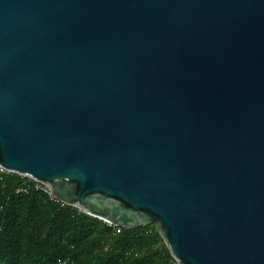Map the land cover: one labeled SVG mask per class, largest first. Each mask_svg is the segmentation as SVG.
Segmentation results:
<instances>
[{
	"label": "water",
	"instance_id": "water-1",
	"mask_svg": "<svg viewBox=\"0 0 264 264\" xmlns=\"http://www.w3.org/2000/svg\"><path fill=\"white\" fill-rule=\"evenodd\" d=\"M0 165L177 264H264V0H0Z\"/></svg>",
	"mask_w": 264,
	"mask_h": 264
},
{
	"label": "trees",
	"instance_id": "trees-1",
	"mask_svg": "<svg viewBox=\"0 0 264 264\" xmlns=\"http://www.w3.org/2000/svg\"><path fill=\"white\" fill-rule=\"evenodd\" d=\"M0 184V264H167L157 228L114 226L38 190H16L31 178L8 172ZM149 227V226H147Z\"/></svg>",
	"mask_w": 264,
	"mask_h": 264
},
{
	"label": "built area",
	"instance_id": "built-area-1",
	"mask_svg": "<svg viewBox=\"0 0 264 264\" xmlns=\"http://www.w3.org/2000/svg\"><path fill=\"white\" fill-rule=\"evenodd\" d=\"M8 172H10V171H8L7 169H5L4 167H2L0 165V184L2 183V180L4 177L3 175H5ZM31 180L32 181H30L28 183L26 182L25 184L20 185L19 187L16 188V190L23 191V192H27L29 190H38V191H42L45 194H47L51 199L58 200L57 198H55L51 194L49 187L45 183L38 181V180H35V179H32V178H31ZM60 202H61V205L66 204L62 201H60ZM113 226H114L115 232H117V233L120 232L121 226H118V225H113ZM145 226H146L144 228L145 232H150L152 230L151 228L147 227L148 225H145ZM56 264H74V263L69 259H60L56 262ZM167 264H177L176 260L174 259V257L172 255H171V258L168 259Z\"/></svg>",
	"mask_w": 264,
	"mask_h": 264
},
{
	"label": "rangeland",
	"instance_id": "rangeland-1",
	"mask_svg": "<svg viewBox=\"0 0 264 264\" xmlns=\"http://www.w3.org/2000/svg\"><path fill=\"white\" fill-rule=\"evenodd\" d=\"M148 226L151 229H155V228H157V223H151V224H148Z\"/></svg>",
	"mask_w": 264,
	"mask_h": 264
}]
</instances>
